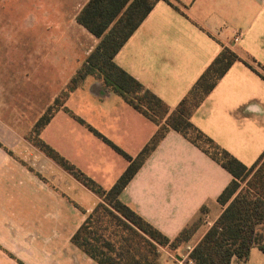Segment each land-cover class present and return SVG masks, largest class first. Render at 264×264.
<instances>
[{
	"label": "crops",
	"instance_id": "1",
	"mask_svg": "<svg viewBox=\"0 0 264 264\" xmlns=\"http://www.w3.org/2000/svg\"><path fill=\"white\" fill-rule=\"evenodd\" d=\"M89 1L78 4L76 29L66 35L70 42L63 44L73 47L74 59L67 62L65 51L62 52V61L72 66L70 74L62 75L57 81L62 87L99 44V39L78 23L79 13ZM173 2L177 8L164 0L157 3L114 61L175 110L223 49L234 51L240 60L220 80L191 120L222 148L251 166L264 152V0ZM83 42L86 44L80 57ZM44 55L52 58L41 52ZM0 83L5 86L6 82L0 79ZM3 85L1 90L6 93ZM79 89L104 101H122L154 127L133 157L157 132L156 124L94 77H87L85 84L76 90ZM75 91L65 103L69 110L67 103ZM58 94L54 95L53 102ZM60 113L76 120L63 109L52 120ZM15 117L24 119L25 115L18 112ZM83 125L92 127L86 122ZM45 128L40 138L47 143L43 136ZM16 135L25 141L27 134L14 129L8 117L0 113V246L10 255L0 251V264H98L72 243L73 235L87 216L83 218L81 213L74 212V206L63 195L77 200L87 215L101 199L45 153L48 172L35 168L36 164L27 165L26 159L20 157L25 144H12V140L17 141ZM34 149L41 159L43 152ZM7 150L19 158L12 157ZM58 168L64 174L63 182L58 181ZM231 181L232 175L220 164L171 130L123 190L120 200L170 239L199 222L189 242L179 248V255L174 258L171 251L164 249L160 262L190 264V252L223 212L217 199ZM62 216L65 222L60 221ZM255 248L246 262L234 258L232 264H248Z\"/></svg>",
	"mask_w": 264,
	"mask_h": 264
},
{
	"label": "trees",
	"instance_id": "2",
	"mask_svg": "<svg viewBox=\"0 0 264 264\" xmlns=\"http://www.w3.org/2000/svg\"><path fill=\"white\" fill-rule=\"evenodd\" d=\"M160 1L90 0L85 5L79 13L78 23L98 38L99 44L72 79L67 91H63L38 120L32 130L31 141L101 199L73 235L72 243L76 247L98 264H159L160 249L178 250L189 242L199 222L185 228L175 239H170L124 204L120 195L167 134L171 130L180 133L232 175V181L217 199L223 212L190 252L189 260L194 264H232L234 258L246 262L254 247L264 255V152L253 165L247 166L191 120L220 80L240 60L239 56L229 48L223 49L175 110L114 61ZM164 1L176 7L173 1L177 0ZM89 76L121 96L158 126L155 135L136 157L89 127L128 162L126 170L108 190L40 138L41 131L62 109L85 124L65 107V103L70 93Z\"/></svg>",
	"mask_w": 264,
	"mask_h": 264
},
{
	"label": "rangeland",
	"instance_id": "3",
	"mask_svg": "<svg viewBox=\"0 0 264 264\" xmlns=\"http://www.w3.org/2000/svg\"><path fill=\"white\" fill-rule=\"evenodd\" d=\"M82 1L0 0V79L6 82L5 86L0 83V113L8 117L14 129L27 134L25 141L19 140L16 135L17 141L12 140V144H25L20 157L26 159L27 165L36 164L35 168L39 167L42 172H48L49 167L45 165L48 156L43 153L41 159L37 157L38 151L34 147L40 149L31 141L33 129L30 127L43 114L47 105L53 102L56 93L59 96L67 91L77 74L74 73L65 87L61 86L60 81L57 83L62 75L67 77L72 68L62 60L64 57L67 62L74 59L73 47L63 44L70 42L66 35L69 36L72 29H76L75 15ZM85 44L83 42L82 48H79L80 57ZM41 52L48 53L52 58L41 56ZM86 79L79 87L85 84ZM1 85L6 88V93L2 92ZM67 105L75 115L131 156L138 153L146 135L154 128L122 101L94 98L83 89L76 90ZM18 112L23 113L25 118L15 117ZM43 136L48 144L106 190L115 184L127 166V160L102 137L65 113L58 114L47 125ZM8 153L19 158L12 151ZM58 172V181L63 182L64 174L60 168ZM63 196L74 206V212L81 213L83 218L84 215L85 218L88 216L77 200ZM60 221L65 222L66 218L62 216ZM164 249H160L161 257ZM3 250L0 246V251L6 256L7 252ZM179 250L171 251L170 254L175 258ZM7 255L10 257L9 253ZM248 264H264V255L258 248L251 254Z\"/></svg>",
	"mask_w": 264,
	"mask_h": 264
},
{
	"label": "built area",
	"instance_id": "4",
	"mask_svg": "<svg viewBox=\"0 0 264 264\" xmlns=\"http://www.w3.org/2000/svg\"><path fill=\"white\" fill-rule=\"evenodd\" d=\"M239 41V37H236L235 38V42H238ZM190 264H193L192 262H190Z\"/></svg>",
	"mask_w": 264,
	"mask_h": 264
}]
</instances>
